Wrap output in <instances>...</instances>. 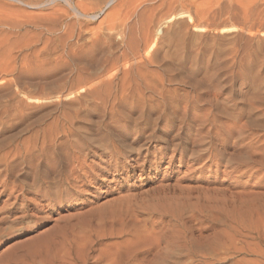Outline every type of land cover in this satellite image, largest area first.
Instances as JSON below:
<instances>
[{"label":"rangeland","instance_id":"obj_1","mask_svg":"<svg viewBox=\"0 0 264 264\" xmlns=\"http://www.w3.org/2000/svg\"><path fill=\"white\" fill-rule=\"evenodd\" d=\"M149 104L175 116L137 164L92 146ZM58 124L93 149L82 182L10 196L30 181L17 150ZM244 144L256 161L229 173ZM208 146L218 158L192 162ZM261 147L264 0H0V155L17 159L0 177V264H264Z\"/></svg>","mask_w":264,"mask_h":264},{"label":"bare ground","instance_id":"obj_2","mask_svg":"<svg viewBox=\"0 0 264 264\" xmlns=\"http://www.w3.org/2000/svg\"><path fill=\"white\" fill-rule=\"evenodd\" d=\"M182 16L183 15H178L176 18H181ZM171 20H173V18L169 19L168 21H171ZM194 30L195 31H203L202 28H194ZM234 30H236V28H228V29H223L222 32H229V31H234ZM159 31L160 30H158V32ZM107 84H108V81H107ZM126 88H127V86H126ZM135 92H137V91H135ZM164 105L166 106V104H164ZM140 106H142V104ZM136 108H132V109L135 110ZM166 108H167V106H166ZM168 108H169V106H168ZM137 110L139 111V117L136 120L133 119L134 122H131L130 126H127L124 131H120V130L115 131L117 133L115 135L114 134L115 132L112 134L111 130L106 127V128H104V130H105L104 135L96 137L94 139V142H93V140H90V143L92 144V146H95L94 148H97L98 150L107 154V156L109 158H114L115 155L119 154L122 151H125L128 154L129 153L135 154L136 156H138V158L136 159L134 164H137L140 155L142 154L143 150H145L144 149L145 144H147V143L149 144V142H151V141L157 142V140H160L161 138L167 137V132L171 128L170 127V120L175 116L174 115V116H172L171 119H169V115L167 114V110L164 108V106H163V109L160 110V108L154 107L151 104H149V105H147V107L144 106L143 108L141 107ZM168 112L170 114V111H168ZM175 113H177V112H175ZM152 115H156L157 120H159L160 122L158 121L159 122L158 123L156 121L151 120ZM156 117L154 116L155 119H156ZM170 117H171V115H170ZM177 118L180 119L181 117L178 116ZM179 119H178V122L181 120L183 121L182 118H181V120H179ZM195 120H197V122L200 123V120L199 121H198V119H195ZM171 122H173V121L171 120ZM190 124H192V123H190ZM204 124H205V122H204ZM197 126H198V123H197ZM197 126H196V129H197ZM53 127H54L53 129L56 131V132H54L55 134L53 133L54 135L51 134L52 129L49 130L50 128L49 129L47 128L48 131H51V133H49L47 131L48 132V134H47L44 131V133L42 135L43 137L41 138V141L36 140L35 142L26 145L24 147L23 151L17 150L18 151L17 154H18V157L20 159L19 160L20 162H18V163H21L24 166V169L26 170V173L24 174L23 177L26 180H30V181H29V183H25V185H21L20 187H16L15 185H13L16 182V181H13L11 184L12 187L9 188L10 196H12V194H14L15 191L19 190V191L24 192V194H32V195H36V196H41L42 198H45L47 200H51L52 198L53 199L59 198V196H61L64 192H66L65 189H68V187L70 186V180L75 181V183H78V182L81 183L82 182V179L79 176V172L83 168H85L84 161L82 160V158L87 156V154L93 150V149H90L91 146H88V142H87L88 139L79 138L78 136H76V133H74L75 130H73V127L70 125V126H67V128H65L64 131H62V133L64 135L62 134L63 137H60V139L65 138V140L60 141L59 137H58L59 136L58 130H62L63 126L58 124V125H54ZM60 127H61V129H60ZM198 127L200 128L201 126H198ZM180 128H181V126H180ZM200 129H202V127ZM177 130H176V133L178 132L177 134L179 136V130L178 131ZM71 133L75 134V136ZM130 133L133 134V137L130 138V144L128 145V143L126 142L127 144L124 145L125 143H123V141L127 140V137L129 136ZM207 134H209V133H207ZM175 137L177 139V135H176V136L171 137L172 140L174 139V141H176ZM161 140H163V139H161ZM172 140H170V141H172ZM212 140H215V139H212ZM163 141L165 142V140H163ZM186 144H188V143H186ZM174 145H176V144H173V143H172V145L170 144V147L172 146L173 150L176 149ZM194 146H195V144H194ZM248 147H249V144H244V146L242 147L241 151L244 152L243 157H240L241 156L240 155L234 161H233V159L231 160V158H230V160H226L225 168H226V170L227 169L229 170V173H232L233 171H235L238 168H243V167L246 168L247 166L250 167L249 164L252 162L251 159L253 158V156H255L254 154H256L255 153L256 151L254 153H253V151L249 152L247 150ZM206 148H205L204 152H202V153L199 152L200 154L191 152L192 162L197 163V161H200L202 159V156L206 153V151L209 153V156H214V157L218 158V154H216L214 152V154L212 155V152H210L212 150L211 147L208 146ZM163 150L165 152L164 151L160 152L162 159H164V157L166 156L165 154H167V151L170 149H169V147L166 146V148H164ZM184 150L185 149L181 148V150H179V151L181 154H184ZM186 150H185V152H186ZM192 150H193V148L191 149V151ZM199 150L200 149H198V151ZM262 150L263 149L261 147V151ZM61 151H62V153H61ZM171 152H173V151H171ZM257 152H260V151L258 150ZM260 153H261L260 156H258V154H257V156L259 157V158L257 157V159H259L260 161L258 163H255V164L262 165L264 162V152H263V154H262V152H260ZM1 155H0V177H1V181H3V179H2L3 177H5L6 180H8V179L14 180V175H15L14 172L16 170L15 169V165H16L15 163L17 162V159H13V156H11L12 159L8 160L9 154H5L2 156ZM172 157L173 156L169 157V161L172 159ZM187 157H188V155H187ZM144 158H146V157H144ZM189 161H190V158H189ZM254 162H253V164H254ZM262 166H260V167H262ZM255 167H256V165H255ZM253 168H254V166H253ZM246 169H248V168H246ZM249 169H251V168H249ZM249 169H248V171H249ZM257 171H258V169H257ZM246 172H247V170H246ZM5 178H4V180H5ZM7 184H6V188H7ZM20 217L21 216H19L17 218H20ZM7 219H9V218H4L1 221L6 222Z\"/></svg>","mask_w":264,"mask_h":264}]
</instances>
